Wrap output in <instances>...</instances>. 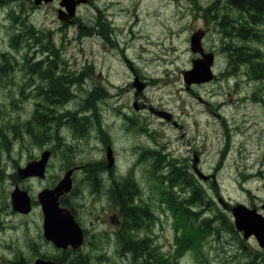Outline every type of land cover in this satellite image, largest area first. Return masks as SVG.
<instances>
[{
	"label": "rangeland",
	"instance_id": "374dc122",
	"mask_svg": "<svg viewBox=\"0 0 264 264\" xmlns=\"http://www.w3.org/2000/svg\"><path fill=\"white\" fill-rule=\"evenodd\" d=\"M14 1L1 0V4ZM91 1H96V5L81 8L78 18L63 33L68 41L52 72L47 71V66L40 67L38 73L29 71L28 66L36 60L35 53L42 55L37 47L21 39L15 50L6 35L9 29L4 28L2 36L0 31V56L5 54L11 63L9 68L3 67L6 72L0 76V182L6 186L7 174L14 167L38 159L44 150L51 153L44 179L19 183L32 195L33 211L25 217L12 216L5 221L0 218V264L16 257L19 250L28 257L36 249L46 256L68 257L64 264H74L77 256L80 261V255L86 257V264H135L130 255L120 253V242L115 236L120 214L107 191V182H121L128 173L139 189L137 204L143 207L146 203L151 208L150 221L142 218V227L135 229L132 237L143 241L144 256L147 257V249L155 250V255L171 257L174 221L162 203L167 188L152 174L150 150L161 152L167 148L170 157L180 163L185 159L192 162L196 157L199 170L208 175L202 182L213 202L207 207L218 218L231 219L229 206L236 204L256 208L264 215V16L253 28V37L230 42L231 49L241 48L236 51L239 57L246 52L252 57L234 63L235 56H230L225 41L219 37V27L213 22L217 9L219 16L230 11L227 0H117L120 4L108 9L97 6L102 0ZM212 4L215 13L210 21L203 9ZM55 7H39L30 18L45 26L58 25ZM125 10L130 12L126 17ZM136 11L138 26L132 27ZM92 14L95 26L101 24L100 17L111 18L115 14L120 25L115 34L108 35L99 26L94 29L88 25ZM197 29H207L205 47L216 51V79L186 90L180 71L191 67L194 56L189 37ZM59 38L55 40L58 42ZM24 57L30 61H17ZM1 59L0 68L5 64ZM161 59L171 65L161 67ZM132 70L147 85L136 96L131 86ZM9 73L11 76L6 77ZM50 74L55 79L64 76L71 81H64L63 85L68 93L71 89L72 98L61 105L52 104V111L48 112L44 94L53 87L46 77ZM36 103H42L44 117L52 119L47 129L27 124ZM134 104L140 109L135 111ZM149 109L169 110L181 128L166 125ZM85 115L80 135L67 120ZM28 129L34 134L48 132L35 141L36 136L29 134ZM106 146L112 149L114 166L104 174ZM89 163L96 167L92 174ZM73 167L77 169L66 201L85 231V242L77 252L66 255L67 251L61 254L41 239L42 216L36 194L57 183ZM92 177L96 184L99 181L98 186H92ZM7 185L12 188V182ZM205 209L213 215V210ZM8 226L20 230L7 229ZM200 237L201 242L195 239L191 250L185 246L170 263L237 264L245 260L241 242L250 251L259 250L253 239L243 241L240 235L224 232L217 237L202 231L196 238ZM39 240L45 247L38 246Z\"/></svg>",
	"mask_w": 264,
	"mask_h": 264
},
{
	"label": "trees",
	"instance_id": "16d2710c",
	"mask_svg": "<svg viewBox=\"0 0 264 264\" xmlns=\"http://www.w3.org/2000/svg\"><path fill=\"white\" fill-rule=\"evenodd\" d=\"M226 7L230 9L228 12H222L219 16V11L217 9L216 12V18L214 21L215 24H217V27H219V33L221 39L225 41V45L227 47V50L231 49L230 42L234 39H245L247 37H253L254 33L252 32V26L254 22L257 21V17H260V15H264V0H227L226 1ZM215 5H210L207 9L204 8L203 12L206 17H208L210 20L214 18L215 13ZM240 6V7H239ZM246 6V7H245ZM233 9H232V8ZM237 9V10H236ZM257 10V11H256ZM244 11V12H243ZM260 11V12H259ZM219 21V22H218ZM249 21L251 24H249ZM228 25V26H227ZM25 30H23V34L21 39L23 38H29L28 36H31L33 34H30L29 31L24 27ZM235 31V32H234ZM243 33V34H242ZM17 35L12 40V46L18 47L19 46V40L18 37L21 36ZM228 37V38H227ZM20 39V40H21ZM30 39V38H29ZM241 51V48L238 49H231L230 50V56H235V59L233 58L234 62H240L243 60H249L252 58L250 54L248 55L247 52L244 54L247 56V59H244L243 57H239L240 54L236 51ZM232 52V53H231ZM3 53V52H2ZM4 54V53H3ZM237 54V55H236ZM1 60L5 62L4 65L0 68V76L5 74V68L11 65L10 59L1 55ZM5 57V58H4ZM241 58V59H240ZM17 61H30L27 57H24L22 59H18ZM16 61V62H17ZM48 62V61H47ZM28 63V62H26ZM50 66H47V71L52 72V70L55 68L54 62H48ZM41 64H44L43 61H34L31 65L28 66V70L33 73H38L41 67ZM43 67H41L42 69ZM52 74V73H51ZM46 75L47 78H50V83L52 84V87L50 86V90L44 94L45 100L49 102V105L47 107V111H52L50 106L52 104L61 105L67 100L71 99V94L68 93L67 87L63 85L64 81H71L64 77L59 76L55 79V76L52 75ZM11 74L9 73L8 76L10 77ZM54 78V80L52 79ZM52 80V81H51ZM42 103H36V108L30 118V120L27 121V124L31 123L34 127H42V129H47L49 127V124L52 122V119L50 117L45 118L44 113H42L41 109ZM67 122L71 124V126L74 128L75 132L77 134H82L85 123H86V117H82L81 119H72L71 117ZM67 118V119H68ZM46 131V135H47ZM28 133L36 136L35 141L40 140V138L46 137V135L39 133H32L30 129H28ZM151 154V160H152V174L154 173V176L160 179L161 182L162 178H164V174L160 173V170L163 169V164L166 161L165 155L160 151H153ZM92 163H89V166H93ZM104 168V166L102 167ZM96 169L95 166H93L89 173L92 174L93 171ZM176 176L175 181L181 178L183 181L186 182V185L191 184V180L189 179L186 174L180 172H177V169L175 170ZM131 177V175H129ZM127 177L126 180L122 183H117L114 181V179H111L109 181L110 186L108 188V192L110 194L111 200L114 203V205L121 210L122 214V226L121 231L118 233V241L120 242L121 251L120 253H124L123 255H130L133 259H135V264H173L170 262H174V256H178L179 253L184 249V247L192 249L190 246L196 245L193 244V241L196 239L199 242H201V238L203 237L202 234L200 238H196L200 236V232L204 231L206 233H211L215 236H221L224 232L228 234H234L238 235L237 232L234 229V226L230 219L225 220L224 218H218L217 215H214L215 211L207 206H210V202L207 201V197L205 196V192H201L197 190L198 194H195V190L193 192V195L195 194V198L191 196H186L185 200H177L173 199L172 206L174 209V212L178 219V225L180 226V229L182 231L180 235V240L178 242V247L176 248V251L174 254H171V257L168 258V256H164L162 254L155 255V250H147L145 253L147 254V257L144 256V243L143 241H138L137 238L132 237L134 230L139 229L142 227L141 224V217L146 218L148 215L147 213L150 210V206L148 208L147 205L140 207L139 205L132 202L136 194L139 193V189L135 183L132 182V179ZM91 184L92 186L96 187L99 184V181H97V184L95 183V178H91ZM163 195V194H162ZM164 196V195H163ZM65 205V201L62 199L61 201ZM198 206L199 209L202 208V210H196L194 207L190 208V204H193ZM208 208L210 210H213V215L210 216V213L205 211ZM214 208V207H213ZM212 213V211H210ZM203 214V215H202ZM224 217V216H223ZM242 243V247L240 249L242 257L245 259L241 262H238L237 264H260V262L264 261V255L259 250L250 251L248 247L245 245V243ZM200 244V243H199ZM150 249V248H149ZM153 249V248H152ZM198 249V245L196 247ZM196 255L198 254L195 250ZM78 257V256H77ZM77 257L74 260V264H86V257H82V255L79 256L80 261H78ZM171 258V259H170ZM72 264V263H71Z\"/></svg>",
	"mask_w": 264,
	"mask_h": 264
},
{
	"label": "water",
	"instance_id": "95a60500",
	"mask_svg": "<svg viewBox=\"0 0 264 264\" xmlns=\"http://www.w3.org/2000/svg\"><path fill=\"white\" fill-rule=\"evenodd\" d=\"M41 1L49 2L51 0H34V4L38 5ZM61 6L65 7L68 16L74 15V7L76 4L84 3L85 0H60ZM64 14L59 19H64ZM203 33L198 31L190 38L191 51L200 53L201 58L191 61V69L182 73L183 81L186 86L190 84H201L210 81L213 78L211 66L213 64V55L205 54L200 46V40ZM133 86L140 92L144 85L139 83L137 79ZM49 153L42 154L39 161L27 163L23 169L18 170V174L22 178L37 176L42 177L45 164ZM107 167L113 164L110 149H107ZM69 170L64 177L58 182L53 189H45L38 194V202L41 205L43 213V236L46 240L51 241L57 248H67L71 246L73 249L80 247L83 242V234L79 225L75 222L72 214L58 207V198L71 189V175ZM12 207L20 213H27L30 209L29 198L24 191L15 190L11 194ZM264 209V206H263ZM234 225L236 230L242 232L243 239L254 236L259 247L264 252V217L256 212V209H248L243 205H236L231 209ZM34 264H52L37 260Z\"/></svg>",
	"mask_w": 264,
	"mask_h": 264
},
{
	"label": "flooded vegetation",
	"instance_id": "af4514ba",
	"mask_svg": "<svg viewBox=\"0 0 264 264\" xmlns=\"http://www.w3.org/2000/svg\"><path fill=\"white\" fill-rule=\"evenodd\" d=\"M18 0H15L12 3H2L1 4V0H0V15L2 20H4V25L13 28V30H17L19 25H24L26 24V22H29L30 24H33L34 26H36V31L37 34L39 35L40 38V44L38 45V48H40L41 54L45 55V59H54L55 56H53L52 53V48L50 47V40L54 39V34H57V32L59 30H64L67 28L68 25H70L74 19H68L66 18L64 21L59 22L58 25L55 26H51L50 24L48 26H45L41 23H37L32 21V18H30V15L32 17L33 12L28 14L29 11L28 10H34L36 11V9H38L39 7L42 6H46V5H56V12H58L60 10V8L58 9V7H60L59 1L57 0H53L52 2L49 3H41L40 6H34L33 3L31 2V0H21L20 1V5H16ZM31 4H29V3ZM91 0H86L85 4L82 6L77 7L78 9L80 7H84L85 9H89V7L91 6ZM24 3V4H23ZM116 4H120L117 0H109V1H104L102 0L99 5L104 8V9H108V8H115ZM19 7V8H18ZM124 15L127 16V14H129V10H125L123 11ZM106 17V16H105ZM116 15L113 14V16L111 18H103L100 17V31L102 33H106L108 35H114L115 32L117 31V24L115 21ZM110 21H109V20ZM37 24L41 25L42 27L39 28L37 26ZM20 35L17 33V31H15V33L11 34L10 37V43H12V40L17 36ZM20 36L18 37V40H20ZM47 41H45V40ZM37 44V42H36ZM48 51V52H47ZM51 55V56H50ZM140 56L136 57L139 58ZM133 72V77H138L135 72L132 70ZM193 86H191L189 89H191ZM188 89V90H189ZM168 111V110H167ZM169 114L165 115L166 118H164V123H166L169 126H173V127H177L179 126V123H177L175 117L173 116V114L168 111ZM196 161V159H195ZM198 161V160H197ZM188 167L191 168V170L193 172H196V168L194 166V164L192 162H188ZM197 166V165H196ZM190 170V169H189ZM192 171H190V178L195 180V182L197 183L198 180L196 179V176L192 173ZM171 175H172V170L171 169H167V179L168 182L171 183ZM11 179V182L13 184V186H18L19 184L18 182L20 181L14 174L9 176ZM198 188V187H197ZM195 194H198L197 189L194 192ZM195 194L193 195V192H190L191 197L195 198ZM9 195H10V191H8L7 193V197H1L0 196V216H9V215H15V216H21L19 214H16L15 212L12 211L11 209V205H10V199H9ZM5 201V202H4ZM10 208V209H9ZM8 264H29V261H27V259H24L22 257L19 258V260L15 261V260H9Z\"/></svg>",
	"mask_w": 264,
	"mask_h": 264
},
{
	"label": "bare ground",
	"instance_id": "6f19581e",
	"mask_svg": "<svg viewBox=\"0 0 264 264\" xmlns=\"http://www.w3.org/2000/svg\"><path fill=\"white\" fill-rule=\"evenodd\" d=\"M194 4V3H193ZM204 4V3H203ZM222 4V3H221ZM40 6V5H39ZM240 7V6H239ZM246 7V6H245ZM19 8V7H18ZM232 8V7H231ZM233 9V8H232ZM237 10V9H236ZM257 11V10H256ZM244 12V11H243ZM260 12V11H259ZM228 26V25H227ZM235 32V31H234ZM243 34V33H242ZM88 37V36H87ZM228 38V37H227ZM260 43V42H259ZM253 45V44H252ZM230 51V50H229ZM48 52V51H47ZM232 53V52H231ZM252 53V52H251ZM43 54V53H42ZM237 55V54H236ZM51 56V55H50ZM120 58V57H119ZM50 59V58H49ZM241 59V58H240ZM243 69V68H242ZM244 70V69H243ZM249 93V92H248ZM32 109V108H31ZM41 130V129H40ZM12 142V141H11ZM16 145V144H15ZM31 146V145H30ZM22 151V150H21ZM24 154V153H23ZM27 160V159H26ZM8 161V160H7ZM8 163V162H7ZM119 167V166H118ZM7 169V168H6ZM105 193V192H104ZM93 196V195H92ZM5 202V201H4ZM10 203V202H9ZM89 207V206H88ZM10 209V208H9ZM99 211V210H98ZM17 217V216H16ZM12 219V218H11ZM87 223V222H86ZM5 225V224H4ZM24 229V228H23ZM41 229V228H40ZM25 231V230H24ZM25 234V233H24ZM1 241V240H0ZM28 261V260H27Z\"/></svg>",
	"mask_w": 264,
	"mask_h": 264
}]
</instances>
